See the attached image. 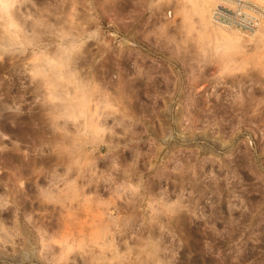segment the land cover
<instances>
[{"label":"rangeland","instance_id":"374dc122","mask_svg":"<svg viewBox=\"0 0 264 264\" xmlns=\"http://www.w3.org/2000/svg\"><path fill=\"white\" fill-rule=\"evenodd\" d=\"M19 1L44 22L3 56L0 264H264V0Z\"/></svg>","mask_w":264,"mask_h":264},{"label":"bare ground","instance_id":"6f19581e","mask_svg":"<svg viewBox=\"0 0 264 264\" xmlns=\"http://www.w3.org/2000/svg\"><path fill=\"white\" fill-rule=\"evenodd\" d=\"M19 1V0H18ZM17 0H0V47L2 48L1 50H0V78L1 77H3V75L5 74V71L9 68V61H12V63H11V66H13V71L15 72V73H21V70H22V68L25 66L24 65V61H25V59H21V57H18V58H16V57H11L9 60H7L5 57H3L4 55H5V50H7V49H9V48H11L12 46H14L15 44H20L21 46H24V47H26V46H28V45H31V43L33 42V40H30V39H28L27 37H25L24 36V31H25V29H27V28H29V29H31L35 34H40V30L38 29L41 25H43V22L44 21H42V20H40V19H37V20H34V22H29L28 23V21H27V17L28 16H26L25 14H24V12H23V10H22V3H21V1H19L21 4L20 5H16V4H19V2H18ZM204 1V0H203ZM225 0H223V4H226L227 5V3L226 2H224ZM232 0H230V1H227V2H229V4H230V2H231ZM233 2V1H232ZM242 2V1H241ZM234 3V2H233ZM244 3V2H243ZM234 4H236V2L234 3ZM234 4L232 5L233 7H234ZM237 4H239V3H237ZM236 4V5H237ZM239 6H241V5H239ZM243 8V7H242ZM200 9V8H199ZM240 9V8H239ZM201 10V9H200ZM244 10V9H243ZM261 10V9H260ZM204 11V10H203ZM257 11V10H256ZM201 12V11H200ZM253 12V11H252ZM262 12V11H261ZM255 13V12H254ZM260 13V12H259ZM237 14H239L238 13V10H237ZM236 14V15H237ZM262 14V13H261ZM227 16V15H226ZM225 16V17H226ZM260 16H262V15H260ZM227 18L228 19H230L231 18V20L233 19V21L235 22V23H238V22H236L235 21V17H233V16H227ZM226 18V19H227ZM245 21H248L247 23H249L251 20H245ZM252 22V21H251ZM250 22V23H251ZM245 27V26H244ZM20 40V41H19ZM229 48V47H228ZM25 52V50H22V51H20V54H23ZM67 59H65V61H66ZM69 60V59H68ZM53 62H55V60L53 61ZM64 63V59H60L57 63H55V65L52 67V69H51V71H50V73H48V70L47 69H45L44 67H41L42 65H41V63H37V64H35V65H33V69L32 70H34V72H33V76H32V78H33V80H34V78H36L37 76H42V81H41V84L42 85H44V86H46L47 87V89L49 90V97L51 98V100H59V99H61V100H63V96L59 93L60 91H58V82H57V80H59V79H61L62 77H63V79H64V75H65V73L62 71V70H59L58 71V66H60L61 64H63ZM67 63V62H66ZM61 67H62V65H61ZM60 67V68H61ZM64 67V66H63ZM62 67V68H63ZM61 68V69H62ZM66 69V68H65ZM75 70V69H74ZM61 71V72H60ZM68 72V71H67ZM69 72H70V70H69ZM76 72V71H75ZM48 73V74H47ZM71 74V73H70ZM76 75V74H75ZM67 77V76H66ZM68 78V77H67ZM69 80V79H68ZM34 84H35V82H34ZM70 84V83H69ZM76 86V85H75ZM18 82H16L15 80H12V82L11 83H8V84H6L5 82H3V83H0V89H1V91H3L4 93H6V95H10V94H12V93H14V95H13V97H12V99L13 100H16L17 98L19 99V96L21 95V94H19V91L17 90L18 88ZM38 87H40V85L38 84V82L36 83V88H38ZM49 87V88H48ZM67 87V86H66ZM80 88H82V87H80ZM80 88H78V89H80ZM68 89V88H67ZM69 90H72V89H69ZM78 91V90H77ZM70 94V93H69ZM64 95H65V93H64ZM67 95V94H66ZM62 96V97H61ZM85 96H87V95H85ZM11 97V96H10ZM20 98H21V96H20ZM71 98V97H70ZM60 100V101H61ZM87 102V101H86ZM2 104H4L1 100H0V110H1V108H3L2 107ZM78 104H81V102L80 103H78ZM84 104H85V101H84ZM60 106H62V105H60ZM58 104H53V106L51 107V110H52V112H51V114H50V116H52L53 115V118L52 119H50V122L49 123H46V122H39L38 124H34L33 125V123H31V122H29V121H26V120H24V119H22V121L23 122H21L20 123V121H21V119H20V121H19V123H20V127H17V128H20V133L22 134V136L23 135H28V134H38V133H41L42 135H47V134H50V135H52V134H54V133H56L55 131L56 130H58L59 128H60V124L57 122V119H58V115L56 116V114L58 113V111H59V108H61ZM67 106V105H66ZM76 106V105H75ZM85 106V105H84ZM63 107V106H62ZM88 107V106H87ZM68 108H70V107H68ZM7 109V108H6ZM62 110H63V108H62ZM71 110V109H70ZM69 110V111H70ZM68 113V110L66 111L65 110V113ZM74 112V111H73ZM73 112H72V114H73ZM84 112V111H83ZM71 114V115H72ZM75 114H77L76 112L74 113V115H72V116H74V117H77V115H75ZM78 114H80L79 112H78ZM85 114V113H84ZM70 115V117H72ZM60 116V115H59ZM69 116V115H68ZM80 116H82V115H80ZM79 117V116H78ZM73 118V117H72ZM17 119V118H16ZM75 120L77 119V118H74ZM34 122V121H33ZM16 123L18 124V122L16 121ZM15 123V121H14V124H16ZM35 125H37V127H38V130H36V128H34V126ZM64 129L66 128V126L65 127H63ZM63 128H62V130H63ZM54 140H55V138H54ZM81 145V144H80ZM83 188V187H82ZM68 189H70V188H68ZM194 189V188H193ZM76 190H78V189H76ZM149 190H151V192L154 190V187H151V189L149 188ZM70 191H71V189H70ZM75 191V190H74ZM76 193H77V191H76ZM82 193H83V191H82ZM47 194V193H46ZM73 194V193H72ZM75 194V193H74ZM73 194V195H74ZM80 194V193H79ZM78 194V195H79ZM149 194V193H148ZM151 194V193H150ZM49 195H50V197H49ZM49 195L47 196L48 197V200L50 201V202H56V203H61V201L64 199V198H66V197H69V196H71L70 195V193H69V195L68 196H66V197H59L58 196V198H53V196L51 195V193H49ZM81 195V194H80ZM52 196V197H51ZM75 196V195H74ZM77 197V196H76ZM63 198V199H62ZM67 199V198H66ZM66 199H65V201H66ZM71 199H74L73 197L71 198ZM64 201V200H63ZM63 203V202H62ZM42 209H43V207H42ZM46 209V208H45ZM47 211H48V208H47ZM55 211H57V210H55V207H54V209H53V211L51 212V214H53V215H55L56 213H55ZM177 219H179V218H177ZM181 219V221L183 222L182 224H184V223H186L187 221H186V219H184V220H182L183 218L181 217L180 218ZM179 219V220H180ZM185 225V224H184ZM118 253V252H117ZM116 253V254H117ZM106 254V253H105ZM114 254V253H113ZM103 256H104V253H103ZM106 256V255H105ZM117 257V256H116ZM115 258V257H114ZM120 258V257H119ZM119 258H117V260L119 259ZM94 259V258H93ZM99 259V258H98ZM98 259H95V261H98V262H96V264H101L102 263V261H100L101 260V258H100V260H98ZM104 259H106V258H103V260ZM91 261V263H88V264H95L93 261L94 260H92V259H90ZM86 261V260H85ZM106 261V260H105ZM104 261V262H105ZM101 262V263H100ZM103 262V263H104ZM121 262H124L123 260L121 261ZM85 264H87V263H85ZM117 264H119V262L117 263ZM129 264V263H128ZM132 264V263H131Z\"/></svg>","mask_w":264,"mask_h":264}]
</instances>
